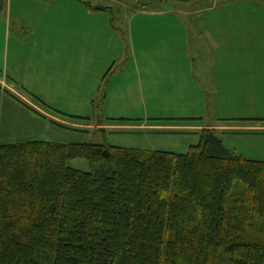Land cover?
Instances as JSON below:
<instances>
[{
	"label": "trees",
	"instance_id": "trees-1",
	"mask_svg": "<svg viewBox=\"0 0 264 264\" xmlns=\"http://www.w3.org/2000/svg\"><path fill=\"white\" fill-rule=\"evenodd\" d=\"M0 264H264V161L212 129L186 154L0 145Z\"/></svg>",
	"mask_w": 264,
	"mask_h": 264
},
{
	"label": "rangeland",
	"instance_id": "rangeland-1",
	"mask_svg": "<svg viewBox=\"0 0 264 264\" xmlns=\"http://www.w3.org/2000/svg\"><path fill=\"white\" fill-rule=\"evenodd\" d=\"M0 1L4 6L5 0ZM84 1L93 5V8L90 6L91 9H95L99 5L109 9L103 12L89 11V14L98 15L93 19L92 16L83 17L84 15L79 16L76 12H72L73 16L67 17L71 23L80 24L81 20H84L94 22L95 25L87 28L85 32H77L76 30L70 31L69 27H64L59 23L58 31L55 34L50 32L51 40L53 38L58 43V48L55 51L57 54H52V56L82 58L83 50L78 51L74 47L64 48V44L70 43L76 46V43L84 41L86 37L88 39L89 36L90 41H97L91 42L90 50L99 56L93 57L88 49L85 50V56L89 61L85 64L88 73L84 72L87 75V81L83 84L84 97H78L73 93L72 96L57 97L52 100L59 106L67 107L68 112L66 113L72 120L70 123L84 122L87 124L86 122H88L95 126L105 124L112 127L105 130H91L90 143L94 145L107 144L141 152L186 154L191 147L197 146L200 140V131L187 129V127H215L223 119L245 116L233 111V105L229 112H220L219 109H215L218 100L215 98V94L220 95L223 92L214 91L213 83L204 76L205 69H202L200 65L196 68L193 64L197 53L198 35L197 30L189 24L185 13L189 12L191 8L206 6L204 4L207 2L176 0L149 3L144 0ZM60 2L62 1H59L55 6L62 4ZM81 5L84 7L83 4ZM9 6L10 3L7 0V7ZM67 7L66 4L65 11ZM148 12H177L174 14L175 17L169 19L182 22L185 20L186 34L183 36L177 31L172 22L162 26L156 23L149 24L146 15ZM257 13H259V17L253 16V19L262 20L264 13ZM2 15L0 12V69L5 63L2 44L8 38V36L6 38L5 15L4 13ZM20 17L22 19V15ZM61 19L62 17H59L60 21H62ZM63 19L66 20V18ZM217 19L220 20L218 24H226L227 18ZM33 36L34 32L27 23L18 20L15 15L12 16L8 39L11 44L13 42L20 44V51L16 50L20 59L31 58L27 46L33 44L31 41L34 39ZM16 37L19 39L15 40ZM161 37H165L163 43L169 42L171 48L165 50L162 42L158 43L153 56L155 58H182L178 64H170L169 72L156 71L158 66L149 64L148 60L147 53L152 49L146 47V42L149 40L155 43L161 40ZM38 39L35 38V42H38ZM42 40L47 42L44 38L39 42ZM24 44H26L25 47H22ZM132 46L136 50L135 56ZM106 49L111 52H107ZM39 50L41 49L39 48ZM184 59H187L186 63L188 64H183ZM11 62L12 54L8 57V66L11 65ZM78 80L77 77H74L76 84ZM259 84H262V81ZM86 86H88L89 93L88 104L85 103V101L87 102ZM260 89L261 87L257 91L255 90V94L259 95ZM235 94L237 95L234 97L241 96L238 90ZM250 95H253L252 91ZM32 99L45 101L42 97ZM83 100L84 103H82ZM255 111L249 115L264 117V106L261 109L255 107ZM261 119L264 120V118ZM158 125L170 128L157 129ZM178 127L180 128L178 129ZM212 130L217 133L225 147L237 155L264 161V132ZM68 166L81 172H90L89 162L84 159L71 160L68 162ZM241 187L243 186L237 183V188Z\"/></svg>",
	"mask_w": 264,
	"mask_h": 264
},
{
	"label": "crops",
	"instance_id": "crops-1",
	"mask_svg": "<svg viewBox=\"0 0 264 264\" xmlns=\"http://www.w3.org/2000/svg\"><path fill=\"white\" fill-rule=\"evenodd\" d=\"M59 1H62L60 2L62 4L55 6ZM9 3L10 6L7 7V0L4 6L0 1L1 15L2 13L5 15L6 38L7 36L9 38L10 20L15 15V18L31 27L34 39L31 40L33 44L27 46L31 56L29 59L19 58L16 50L20 51V44L16 42L11 44L8 38L2 44L5 63L0 69V145L31 141L85 144L90 143L91 130L112 128L105 124L95 126L88 122L87 124L84 122L70 123L72 120L66 113L68 112L67 107L59 106L52 100V98L72 96L73 93L78 97H84L83 84L87 81V75L84 72L88 73L85 64L89 61L85 56V50L88 49L93 57L99 55L96 56V53L90 50L91 42L97 41H90L89 36L88 39L86 37L84 41L76 43L77 47L70 43L64 44V48L74 47L78 51L83 50L82 58L52 56V54H57L55 51L58 43L53 38L51 40L50 32L55 34L59 23L64 27H69L70 31L85 32L87 28L95 25L94 22L81 20L80 24H74L67 17L73 16L72 12H76L79 16H92L93 19L98 15L89 14V11H103L91 9L90 6L93 5L90 3H87L88 6L84 5L87 8L85 9L79 0H9ZM66 4L68 7L65 11ZM204 5L206 6L191 8L185 13L189 24L197 30L198 35L197 53L193 64L196 68L200 65L202 69H205L204 76L213 83L214 91L223 92L220 95L215 94V98H218L215 109H219L220 112H229L233 105V111L245 116L223 119L215 127L189 126L187 129L200 131V134L204 129L264 132V120L261 119L264 117L249 115V113L256 112L255 107L261 109L264 106V15L262 20L253 19V16L259 17L257 12L264 13V0H210ZM176 13L148 12L146 15L149 24L156 23L162 26L172 22L176 30L184 36L187 28L185 20L182 22L169 19L175 17ZM21 15L22 19H20ZM59 17H62V21ZM221 17L227 18L226 24H218L220 20L218 21L217 18ZM188 20H186L187 23ZM35 38H39L38 42H35ZM42 38L47 42L43 40L39 42ZM164 38L161 37V40L155 43L149 40L146 42V47L152 49L147 53L149 64L157 65L156 71L159 72H169L170 66L174 63L178 64L182 59L153 56L158 43L162 42L165 50L171 48L169 42L163 43ZM17 39L19 37L15 38ZM132 50L135 56L134 46ZM11 54L12 62L8 66V57ZM85 58L86 61H84ZM183 62V64H188L187 59ZM195 67L194 70H196ZM74 77L79 79L77 84ZM260 81L262 84H259ZM260 87V94H255V90L257 91ZM237 90L241 96L234 97L237 95L235 94ZM251 91L253 95H250ZM85 96L87 98L85 103L88 104V86H86ZM37 97H42L45 101L32 99ZM156 128L165 130L170 127L158 125Z\"/></svg>",
	"mask_w": 264,
	"mask_h": 264
}]
</instances>
